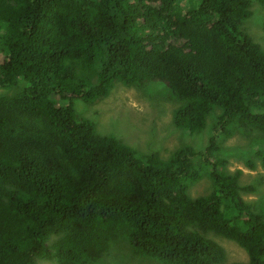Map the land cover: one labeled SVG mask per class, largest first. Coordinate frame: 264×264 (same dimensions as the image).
Returning <instances> with one entry per match:
<instances>
[{
	"label": "trees",
	"instance_id": "1",
	"mask_svg": "<svg viewBox=\"0 0 264 264\" xmlns=\"http://www.w3.org/2000/svg\"><path fill=\"white\" fill-rule=\"evenodd\" d=\"M250 6L0 0V264H225L218 239L247 253L227 264H264V198H243L256 188L224 146L240 137L233 154L264 169V46L244 26ZM117 84L171 101L173 128L205 130L208 144L161 157L77 115L74 100L90 108ZM206 177L210 191L192 196Z\"/></svg>",
	"mask_w": 264,
	"mask_h": 264
},
{
	"label": "rangeland",
	"instance_id": "2",
	"mask_svg": "<svg viewBox=\"0 0 264 264\" xmlns=\"http://www.w3.org/2000/svg\"><path fill=\"white\" fill-rule=\"evenodd\" d=\"M251 16L244 22V26L254 36V40L264 46V29L262 21L264 19V7L259 5L256 0H251ZM4 89L0 88V93H4ZM156 103L162 105H157ZM77 115H88L96 123L97 130L106 135L114 133L123 142L140 149L142 152L149 150H158L161 156L167 157L171 151L183 144H191L192 146H202L208 141V134L205 130L202 133L192 134L186 133L180 129L173 128L172 108L175 106L171 101L161 98L153 101L147 96H143L139 90L135 88H126L117 84L110 94L95 102V105L88 108L82 99L73 101ZM214 116H209L208 123ZM242 140L232 137L225 141L224 146L230 149L229 169L234 170L240 168L243 174L240 177V184H249L256 188L254 192L243 194L245 200L253 202L258 207L264 198V169L260 162L256 159V167L251 169L233 154L234 145H241ZM210 180L202 179L195 186L191 187L190 194L197 196L206 194L210 191ZM226 240V239H225ZM222 241V245L228 248L233 261H247L248 256L243 248L237 243L231 241ZM233 242V243H232ZM38 264H59L57 262H49L38 260ZM96 264V263H91ZM129 264H163L153 258H143L134 256L129 260Z\"/></svg>",
	"mask_w": 264,
	"mask_h": 264
},
{
	"label": "clouds",
	"instance_id": "3",
	"mask_svg": "<svg viewBox=\"0 0 264 264\" xmlns=\"http://www.w3.org/2000/svg\"><path fill=\"white\" fill-rule=\"evenodd\" d=\"M212 120V119H211ZM210 120V121H211ZM234 137H237V136H234ZM230 138H232V137H229L228 139H230ZM238 139H240V140H242L243 141V139H241L240 137H237ZM209 141V140H208ZM208 141L205 143V144H203L202 145V147L201 148H203V147H205L207 144H208ZM194 147H200V146H194ZM230 150V149H229ZM160 156H161V154H160ZM169 156V155H168ZM167 156V157H168ZM229 156H232V153L231 152H228L227 154H226V157L229 159ZM161 157H163V156H161ZM229 164H230V160H229ZM229 164H228V168H229ZM235 170V169H234ZM231 171H233V170H231ZM204 179H206V180H209V178L208 177H206V178H204ZM222 241H228V240H225V239H221V240H219L218 239V242L222 245ZM229 242H231V241H229ZM233 243V242H232ZM223 246V245H222ZM223 248L225 249V251H226V262H225V264H227V263H230V262H237V261H233V259L231 258V256H230V254H229V252H227L228 251V248L227 247H225V246H223ZM247 261H248V259H247ZM242 262H244V261H242ZM246 262V261H245Z\"/></svg>",
	"mask_w": 264,
	"mask_h": 264
}]
</instances>
